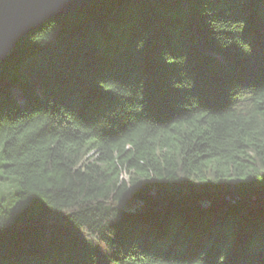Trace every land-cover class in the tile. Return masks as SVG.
I'll list each match as a JSON object with an SVG mask.
<instances>
[{
	"label": "trees",
	"instance_id": "trees-1",
	"mask_svg": "<svg viewBox=\"0 0 264 264\" xmlns=\"http://www.w3.org/2000/svg\"><path fill=\"white\" fill-rule=\"evenodd\" d=\"M0 264H264V0H95L23 37Z\"/></svg>",
	"mask_w": 264,
	"mask_h": 264
},
{
	"label": "water",
	"instance_id": "water-1",
	"mask_svg": "<svg viewBox=\"0 0 264 264\" xmlns=\"http://www.w3.org/2000/svg\"><path fill=\"white\" fill-rule=\"evenodd\" d=\"M95 0H0V62L49 19L84 9Z\"/></svg>",
	"mask_w": 264,
	"mask_h": 264
},
{
	"label": "rangeland",
	"instance_id": "rangeland-1",
	"mask_svg": "<svg viewBox=\"0 0 264 264\" xmlns=\"http://www.w3.org/2000/svg\"><path fill=\"white\" fill-rule=\"evenodd\" d=\"M6 183H8V182H6ZM15 191H16V189L15 190L13 189V194L15 193Z\"/></svg>",
	"mask_w": 264,
	"mask_h": 264
},
{
	"label": "bare ground",
	"instance_id": "bare-ground-1",
	"mask_svg": "<svg viewBox=\"0 0 264 264\" xmlns=\"http://www.w3.org/2000/svg\"><path fill=\"white\" fill-rule=\"evenodd\" d=\"M7 59V58H6Z\"/></svg>",
	"mask_w": 264,
	"mask_h": 264
}]
</instances>
